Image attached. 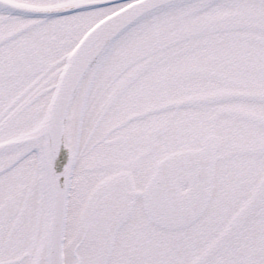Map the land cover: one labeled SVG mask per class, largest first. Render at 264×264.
Wrapping results in <instances>:
<instances>
[{"label":"snow or ice","instance_id":"snow-or-ice-1","mask_svg":"<svg viewBox=\"0 0 264 264\" xmlns=\"http://www.w3.org/2000/svg\"><path fill=\"white\" fill-rule=\"evenodd\" d=\"M0 264H264V0H0Z\"/></svg>","mask_w":264,"mask_h":264}]
</instances>
